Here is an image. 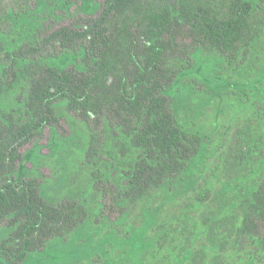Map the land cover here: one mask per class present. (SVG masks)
I'll return each instance as SVG.
<instances>
[{"label":"trees","instance_id":"1","mask_svg":"<svg viewBox=\"0 0 264 264\" xmlns=\"http://www.w3.org/2000/svg\"><path fill=\"white\" fill-rule=\"evenodd\" d=\"M81 2L51 27L31 0H0V264H264V106L229 145L179 115L211 83L208 55L249 65L264 0ZM75 134L86 192L54 194L30 154Z\"/></svg>","mask_w":264,"mask_h":264},{"label":"rangeland","instance_id":"2","mask_svg":"<svg viewBox=\"0 0 264 264\" xmlns=\"http://www.w3.org/2000/svg\"><path fill=\"white\" fill-rule=\"evenodd\" d=\"M96 1L82 0L80 4L83 12L92 13L97 10L99 7ZM62 3L63 0H31V22L54 27L72 21L64 8H61ZM27 24L28 22H24L23 25ZM28 26L23 29L18 25L14 37H25L30 31L27 30ZM206 62L213 71L209 78L211 83L207 87H199L196 79L198 88L191 91L186 89L181 100L179 99V115L185 121L204 123L209 131L215 132L216 137L222 139L223 145H229L234 130L249 123L256 110L264 106V40L251 53L249 65L241 71H234L232 67L210 55ZM193 81V78H189L185 80V84L190 85ZM14 97L15 94L6 96L3 105L14 104ZM48 138L49 135L41 140L39 146L32 149L28 165L35 166L39 173L49 176L47 182L53 193L84 194L89 170L82 163L84 138L75 134L69 142L65 141L63 144L55 138L49 143ZM216 145L213 142L211 147L214 149ZM105 151L108 168L112 164L120 163L119 157L113 151L109 135ZM220 152L221 150L218 153L209 152L207 162L211 163ZM94 199L96 198H92V205L95 204Z\"/></svg>","mask_w":264,"mask_h":264}]
</instances>
